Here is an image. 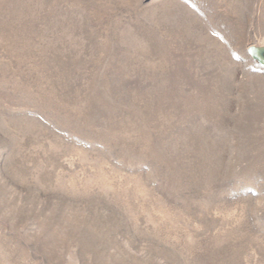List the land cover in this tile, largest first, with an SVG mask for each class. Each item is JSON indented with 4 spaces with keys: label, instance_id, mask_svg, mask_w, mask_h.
<instances>
[{
    "label": "rangeland",
    "instance_id": "1",
    "mask_svg": "<svg viewBox=\"0 0 264 264\" xmlns=\"http://www.w3.org/2000/svg\"><path fill=\"white\" fill-rule=\"evenodd\" d=\"M0 264H264V0H0Z\"/></svg>",
    "mask_w": 264,
    "mask_h": 264
},
{
    "label": "water",
    "instance_id": "2",
    "mask_svg": "<svg viewBox=\"0 0 264 264\" xmlns=\"http://www.w3.org/2000/svg\"><path fill=\"white\" fill-rule=\"evenodd\" d=\"M251 51L253 52V51H254V49H251Z\"/></svg>",
    "mask_w": 264,
    "mask_h": 264
}]
</instances>
